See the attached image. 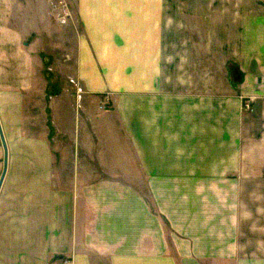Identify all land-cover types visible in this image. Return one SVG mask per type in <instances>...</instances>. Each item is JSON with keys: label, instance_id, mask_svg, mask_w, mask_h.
Masks as SVG:
<instances>
[{"label": "crops", "instance_id": "obj_1", "mask_svg": "<svg viewBox=\"0 0 264 264\" xmlns=\"http://www.w3.org/2000/svg\"><path fill=\"white\" fill-rule=\"evenodd\" d=\"M66 2L0 0V264H264V0Z\"/></svg>", "mask_w": 264, "mask_h": 264}, {"label": "rangeland", "instance_id": "obj_2", "mask_svg": "<svg viewBox=\"0 0 264 264\" xmlns=\"http://www.w3.org/2000/svg\"><path fill=\"white\" fill-rule=\"evenodd\" d=\"M68 34H69L68 31H64L63 33H61V36L65 38V37L68 36ZM230 69H232L231 70V72H232L231 73L232 74L231 75L232 76L231 78L233 80H238L239 79V74L241 76V73H239V70L237 69V65L236 64H231L230 65ZM217 76H223V77H225V74L223 72H219V70H218L217 71ZM251 102L252 101H249L248 99H245V101L243 102V107L248 112H253V107H252ZM246 103H248V105H249L248 108L245 107V104ZM36 112L37 113L38 112L40 113V115H39L40 126L38 125V127L40 129L41 136L44 137V134L43 133L46 134V132H48V131H50L52 129V126H51V123H50V117H49V115H46V113H43L41 111V108L40 107H39V110H36ZM38 127L35 126V125L32 126V125L29 124L27 126V128L29 129L27 133L31 135L32 130L34 129L33 131L35 132V131H37V128ZM49 139H51V138H49ZM12 143H14V142L12 141ZM6 145H7V143H6ZM7 148H8V146H7ZM31 155H32V152L30 150H23L21 148H18L17 145H16V147H15V145L12 146V148L10 149V152L8 150V157L10 156L11 159H12V164H10V170L9 171L10 172H16V171H20V168H22L21 165L17 163L18 162V159H17L18 156L19 157H22V156H31ZM7 166H8V161H7ZM2 167H3V148H2V144L0 142V174H1V171H2ZM30 168L31 167L29 166L28 169H30ZM11 183L12 182L8 181L7 182V186H10ZM25 215H27V214H25ZM29 215L32 216L33 214L32 213H29ZM32 231L34 232V230H32Z\"/></svg>", "mask_w": 264, "mask_h": 264}, {"label": "built area", "instance_id": "obj_3", "mask_svg": "<svg viewBox=\"0 0 264 264\" xmlns=\"http://www.w3.org/2000/svg\"><path fill=\"white\" fill-rule=\"evenodd\" d=\"M49 5H50V12L58 23L68 24L71 21L72 19L71 10L66 0H49ZM71 82L74 83L76 86V94L78 100L80 99V95L83 92L82 88L73 80H71ZM245 107L246 108L249 107L248 103L245 104ZM61 264H71V261L68 258L63 259L61 261Z\"/></svg>", "mask_w": 264, "mask_h": 264}, {"label": "water", "instance_id": "obj_4", "mask_svg": "<svg viewBox=\"0 0 264 264\" xmlns=\"http://www.w3.org/2000/svg\"><path fill=\"white\" fill-rule=\"evenodd\" d=\"M0 142L3 148V167H2L1 174H0V187H1L2 181L4 179V176L7 170V161H8V148H7L6 141H5L2 129H1V125H0Z\"/></svg>", "mask_w": 264, "mask_h": 264}]
</instances>
